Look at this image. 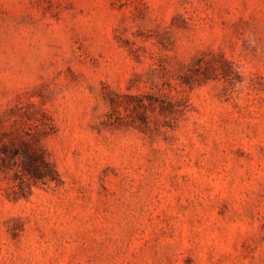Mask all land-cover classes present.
<instances>
[{
  "label": "rangeland",
  "instance_id": "rangeland-1",
  "mask_svg": "<svg viewBox=\"0 0 264 264\" xmlns=\"http://www.w3.org/2000/svg\"><path fill=\"white\" fill-rule=\"evenodd\" d=\"M0 264H264V0H0Z\"/></svg>",
  "mask_w": 264,
  "mask_h": 264
}]
</instances>
